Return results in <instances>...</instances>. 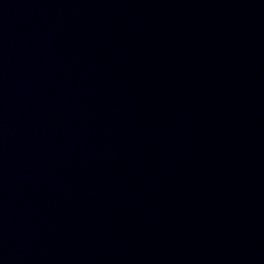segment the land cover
Wrapping results in <instances>:
<instances>
[{
    "label": "water",
    "instance_id": "water-1",
    "mask_svg": "<svg viewBox=\"0 0 264 264\" xmlns=\"http://www.w3.org/2000/svg\"><path fill=\"white\" fill-rule=\"evenodd\" d=\"M0 264H264V0H0Z\"/></svg>",
    "mask_w": 264,
    "mask_h": 264
}]
</instances>
